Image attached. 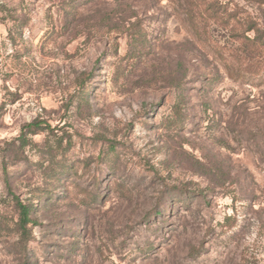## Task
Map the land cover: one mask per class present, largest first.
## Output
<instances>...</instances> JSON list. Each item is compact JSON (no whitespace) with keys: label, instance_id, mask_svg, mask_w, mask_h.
<instances>
[{"label":"rangeland","instance_id":"1","mask_svg":"<svg viewBox=\"0 0 264 264\" xmlns=\"http://www.w3.org/2000/svg\"><path fill=\"white\" fill-rule=\"evenodd\" d=\"M220 1L0 0V264H264V0Z\"/></svg>","mask_w":264,"mask_h":264},{"label":"trees","instance_id":"2","mask_svg":"<svg viewBox=\"0 0 264 264\" xmlns=\"http://www.w3.org/2000/svg\"><path fill=\"white\" fill-rule=\"evenodd\" d=\"M172 3L175 4L180 19L188 26L192 37L198 42H205L204 35L207 33L209 26L217 25L220 22L219 24L229 27V21L231 18H234L228 5L222 3L220 0H172ZM200 25H204L202 31L199 29ZM244 26L242 25L238 31L236 30L240 38L250 32H254L256 36L261 33L257 27L255 29L254 24H250L246 29ZM247 40L249 39L247 38ZM46 128L51 129L50 126L45 127L41 122H34L26 127L27 132L24 133L23 137L36 135ZM16 207L19 210L18 229L21 235L20 244L23 247L25 256H27V248L32 241L30 225L35 226L37 222L31 218V210L28 206L17 201Z\"/></svg>","mask_w":264,"mask_h":264}]
</instances>
